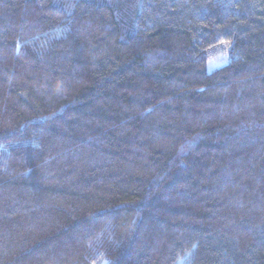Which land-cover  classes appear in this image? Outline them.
Returning <instances> with one entry per match:
<instances>
[{"label":"trees","instance_id":"trees-1","mask_svg":"<svg viewBox=\"0 0 264 264\" xmlns=\"http://www.w3.org/2000/svg\"><path fill=\"white\" fill-rule=\"evenodd\" d=\"M0 264H264V0H0Z\"/></svg>","mask_w":264,"mask_h":264},{"label":"rangeland","instance_id":"rangeland-1","mask_svg":"<svg viewBox=\"0 0 264 264\" xmlns=\"http://www.w3.org/2000/svg\"><path fill=\"white\" fill-rule=\"evenodd\" d=\"M233 39V34H222L217 31H210L198 37L195 47L187 51L182 67L184 68L187 65L190 57L200 51L208 52L215 58L208 65V71L227 64L231 56ZM196 237L197 230H192L180 239L178 246L183 249H190L193 247Z\"/></svg>","mask_w":264,"mask_h":264}]
</instances>
